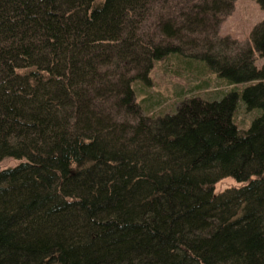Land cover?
Instances as JSON below:
<instances>
[{
    "label": "trees",
    "instance_id": "obj_1",
    "mask_svg": "<svg viewBox=\"0 0 264 264\" xmlns=\"http://www.w3.org/2000/svg\"><path fill=\"white\" fill-rule=\"evenodd\" d=\"M236 3L0 0V264H264V22L221 36ZM168 72L211 92L165 111Z\"/></svg>",
    "mask_w": 264,
    "mask_h": 264
},
{
    "label": "rangeland",
    "instance_id": "obj_2",
    "mask_svg": "<svg viewBox=\"0 0 264 264\" xmlns=\"http://www.w3.org/2000/svg\"><path fill=\"white\" fill-rule=\"evenodd\" d=\"M262 22H264V9H262L255 0H237L235 11L223 23L220 34L223 37H230L244 46L245 44H248L247 42H250V36L254 28ZM168 74L169 72L161 80V75L157 74V78L159 79L158 85L160 86L158 88L156 87V89H161V91H150L148 94L149 98L152 99L151 103H154L157 99L166 97L168 100L162 107L163 110L166 109L165 111H169V107H172L176 100H180L181 97L203 96L204 94L211 92L210 89L202 91L197 89L198 79L191 81V77L181 74L178 77H175V81H173L171 78L168 80ZM180 78H182V82L176 81V79L179 80ZM187 81H191L190 85L184 86V83ZM183 89L184 94L178 97L177 94ZM172 97L175 99H172ZM248 126L244 128L246 129ZM18 164L19 162L15 160L3 161L0 163V172L8 167H16ZM242 186L243 184L238 183L234 179L228 178L218 183L216 190L217 192L222 193L228 189L239 188Z\"/></svg>",
    "mask_w": 264,
    "mask_h": 264
}]
</instances>
